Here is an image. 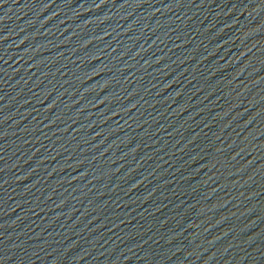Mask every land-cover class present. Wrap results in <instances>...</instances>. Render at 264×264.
<instances>
[{
	"label": "water",
	"instance_id": "95a60500",
	"mask_svg": "<svg viewBox=\"0 0 264 264\" xmlns=\"http://www.w3.org/2000/svg\"><path fill=\"white\" fill-rule=\"evenodd\" d=\"M0 264H264V0H0Z\"/></svg>",
	"mask_w": 264,
	"mask_h": 264
}]
</instances>
